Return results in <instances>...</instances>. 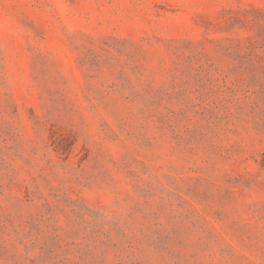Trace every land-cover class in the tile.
Here are the masks:
<instances>
[{"label": "rangeland", "instance_id": "obj_1", "mask_svg": "<svg viewBox=\"0 0 264 264\" xmlns=\"http://www.w3.org/2000/svg\"><path fill=\"white\" fill-rule=\"evenodd\" d=\"M0 264H264V0H0Z\"/></svg>", "mask_w": 264, "mask_h": 264}]
</instances>
